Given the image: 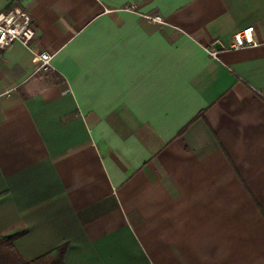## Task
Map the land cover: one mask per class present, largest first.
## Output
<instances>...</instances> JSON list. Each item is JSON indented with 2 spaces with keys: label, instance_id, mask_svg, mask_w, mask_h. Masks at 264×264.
<instances>
[{
  "label": "crops",
  "instance_id": "0c3cea01",
  "mask_svg": "<svg viewBox=\"0 0 264 264\" xmlns=\"http://www.w3.org/2000/svg\"><path fill=\"white\" fill-rule=\"evenodd\" d=\"M17 6L35 36L0 49V234L65 264H264V0Z\"/></svg>",
  "mask_w": 264,
  "mask_h": 264
},
{
  "label": "built area",
  "instance_id": "2783aa9c",
  "mask_svg": "<svg viewBox=\"0 0 264 264\" xmlns=\"http://www.w3.org/2000/svg\"><path fill=\"white\" fill-rule=\"evenodd\" d=\"M129 9H133V6ZM142 16L150 22L165 23L163 17L157 14H142ZM34 36L33 21L26 10L17 6L7 11H0V49L10 46L16 41L30 47ZM254 45H257V41L254 38V27L249 26L234 33L233 41L228 49H238ZM225 48L218 41H213L205 46L206 52L213 57H216L219 51ZM35 56L37 59L35 64L36 71H48L52 68L51 54L39 52Z\"/></svg>",
  "mask_w": 264,
  "mask_h": 264
},
{
  "label": "trees",
  "instance_id": "16d2710c",
  "mask_svg": "<svg viewBox=\"0 0 264 264\" xmlns=\"http://www.w3.org/2000/svg\"><path fill=\"white\" fill-rule=\"evenodd\" d=\"M13 238L12 235L0 234V264H65L66 243L34 259H26L14 246Z\"/></svg>",
  "mask_w": 264,
  "mask_h": 264
}]
</instances>
